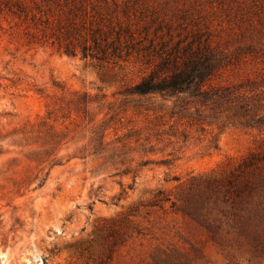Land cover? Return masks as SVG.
Wrapping results in <instances>:
<instances>
[{
	"label": "rangeland",
	"instance_id": "374dc122",
	"mask_svg": "<svg viewBox=\"0 0 264 264\" xmlns=\"http://www.w3.org/2000/svg\"><path fill=\"white\" fill-rule=\"evenodd\" d=\"M118 2L138 25L149 21L151 32L162 20L174 39L177 32L199 29L230 51L248 44L259 52L264 48V0ZM24 39L16 19L0 13V264H264V253H255L237 234L222 186L263 134L240 127L191 128L185 141L156 140L149 119L134 106L144 98L128 94L153 69L154 59L131 55L97 65L25 45ZM246 59L223 80L264 72V61ZM73 91L103 98L96 120L111 107L108 139L134 147V131L141 132L153 151L127 152L114 165L102 158L67 159L84 142L68 141L69 134L42 163L27 161V148L16 145L19 137L12 131L41 121L56 96ZM211 136L217 137V149L207 147ZM141 159L151 162L137 166ZM201 204L200 214L188 213ZM206 224L217 226L216 233Z\"/></svg>",
	"mask_w": 264,
	"mask_h": 264
},
{
	"label": "trees",
	"instance_id": "16d2710c",
	"mask_svg": "<svg viewBox=\"0 0 264 264\" xmlns=\"http://www.w3.org/2000/svg\"><path fill=\"white\" fill-rule=\"evenodd\" d=\"M0 13L16 19L25 45L54 48L97 65L116 64L131 55L154 59L153 69L128 94L144 98L138 99L134 106L149 119L148 129L154 132L156 140L185 141L191 128L205 131L240 127L264 135V72L253 78L223 80L230 67L242 59L264 61V48L259 52L248 44L245 49L230 51L214 44L199 29L177 32L174 39L169 23L162 20L156 22L151 32L149 21L138 25L118 0H0ZM162 28L165 34L159 33ZM52 104L46 106V116L41 121L12 131L11 136L19 137L16 145L22 150L27 148L23 157L29 162L42 163L43 156H50L69 134L68 141L84 142L67 159L102 158L114 165L123 163L121 155L127 152L153 151L152 146L145 144L149 136L141 139V132L134 131V147L120 139H108L107 130L112 127L110 121L115 114L107 117L111 107L106 106L107 111L96 120L104 109L102 97L73 91L56 96ZM93 108L97 111L93 112ZM217 144V137L211 136L207 147L217 149ZM31 146L35 148L29 149ZM150 162L141 159L137 166ZM160 163L168 165L169 161ZM222 186L229 195H225V201L232 207L237 234L255 253L263 254L264 136L257 149L241 159ZM202 208L201 204L188 213L196 216ZM205 226L212 233L218 228Z\"/></svg>",
	"mask_w": 264,
	"mask_h": 264
}]
</instances>
